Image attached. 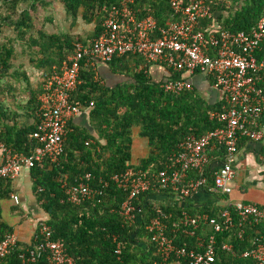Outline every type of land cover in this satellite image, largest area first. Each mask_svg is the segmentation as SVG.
Wrapping results in <instances>:
<instances>
[{
  "label": "trees",
  "instance_id": "obj_1",
  "mask_svg": "<svg viewBox=\"0 0 264 264\" xmlns=\"http://www.w3.org/2000/svg\"><path fill=\"white\" fill-rule=\"evenodd\" d=\"M58 1L72 19L73 26L81 19L87 24H95L94 32L85 37L68 31L50 33L38 27L34 12L39 3L48 5L47 0H0V28L16 32V38L0 42V82L6 80L0 85V141L26 154H32L40 146L32 134L39 121L38 97L41 92H34L25 105L13 101L25 109L24 117L36 118L34 125L22 124V115L18 110L10 111L3 107L4 101L1 98L7 101L16 99L15 91L18 87L12 81L17 82L20 77L28 81L25 73L14 71L13 60L17 52L15 41L25 40L32 51L33 64L46 67L51 74L73 53L76 42L88 45L101 35L110 10L123 0ZM231 1L232 5L228 7L222 0H209L214 17L217 12L219 14L214 22L213 19L203 20L201 27L204 29L215 24L222 30L250 33L264 15V0ZM131 6L139 18L153 16L160 27H166L173 15L168 0H133ZM49 21L52 19L49 18ZM257 55L264 57V40ZM143 62L147 64L139 54L115 57L109 62L114 72H117L116 66H121L122 72L129 79L116 85L97 80L92 67L82 64L80 82L73 94L72 103L83 107L94 104L89 115L98 136L85 128L69 127L59 163L46 161L30 169L34 192L48 215L40 221L44 220L52 228L53 239L64 243L67 254L73 257L75 264H188L187 259L175 255L164 261L158 253L157 244L147 230V225L152 218L162 214L169 226L168 235L176 246L202 250L200 245H207L214 238V264H257L252 257L244 256V253L251 251L258 239L264 238V219L248 225L243 237L239 236L240 230L237 227L217 231L215 224L224 219L226 210L230 211L234 221H237L238 215L234 203L230 202L231 194L212 190V167L207 170L208 184L203 189L211 196L226 201V205L207 203L195 207L188 202L155 205L150 200L152 195L174 193L162 189L142 193L132 200L138 210L134 224L127 223L122 215V206L129 199L130 193L114 182V175L125 173L130 168L141 169L149 175L158 173L172 163L174 153L187 136H202L222 125L211 117L213 112L221 109V103H210L196 89L185 90L180 94L167 92L163 88L164 81H154L146 65L139 69ZM133 64L136 68L131 66ZM169 70L171 75L167 79L182 78L181 72ZM211 80L214 82L213 77ZM135 129H139V136L146 139L149 153L133 165ZM86 173H92V184L101 191L100 194L82 205L68 202L63 185L73 184ZM191 175L195 177L196 173ZM106 182L108 184L105 186ZM12 192L13 180H0V239L15 233L13 226L5 221L2 208V201L9 199ZM257 204L264 208V204ZM184 213L193 217L208 215L209 219L200 224L194 235H189L177 228ZM119 242L120 252L117 251ZM35 244L34 238L30 244L21 243V246ZM20 253L21 249L17 248L0 264H23ZM33 264H48V261L43 257Z\"/></svg>",
  "mask_w": 264,
  "mask_h": 264
},
{
  "label": "built area",
  "instance_id": "obj_2",
  "mask_svg": "<svg viewBox=\"0 0 264 264\" xmlns=\"http://www.w3.org/2000/svg\"><path fill=\"white\" fill-rule=\"evenodd\" d=\"M168 1L173 15L166 27H160L153 16L139 18L131 6L133 0H123L110 10L98 38L88 45L80 41L75 43L73 53L63 61L61 67L44 79L38 97L39 121L32 134L40 146L32 154H26L0 141V180H15L24 169H31L38 163H59L64 153L68 122L78 114L89 112L94 105L83 107L72 103L83 63H109L115 57L139 54L147 63H158L176 72L202 73L213 77L224 100L221 109L211 115L222 125L202 136H187L179 144L172 163L166 169L152 175L141 169H129L113 176L114 182L130 193L121 210L126 222L130 225L136 222L138 210L132 200L142 193L169 189L185 199L205 188L208 184L206 173L213 163L211 151L214 149L222 153V158L218 159L220 166L214 169L212 190L222 194L233 192L234 165L241 140H260L264 136L261 127L264 114V57L257 55L264 40V15L250 33L222 30L215 24L203 29V20L216 21L209 0ZM163 88L167 92L180 94L193 89V84L182 76L181 79L165 80ZM193 172L196 173L195 177L191 175ZM93 180L92 173H86L73 184H64L68 202L82 205L100 194L101 191L93 186ZM13 199L20 203L18 195H14ZM234 206L237 221L226 210L224 219L215 224L217 231L237 227L239 236L243 237L248 225L264 219V208L257 203L239 201ZM163 216L152 218L147 230L152 234L164 261L175 255L187 259L188 264L216 262L214 238L207 245L201 244L202 250L178 247L168 235L169 226ZM208 219V215L193 217L184 213L177 228L194 235L200 224ZM35 240V245L23 247L15 233L8 234L0 239V261L20 248L19 257L23 264L36 263L43 257L48 264H75L73 257L67 254L64 243L53 239V230L44 220L39 223ZM117 248L120 252V242ZM244 256L252 257L257 264H264V238L258 239L256 246L245 252Z\"/></svg>",
  "mask_w": 264,
  "mask_h": 264
},
{
  "label": "crops",
  "instance_id": "obj_3",
  "mask_svg": "<svg viewBox=\"0 0 264 264\" xmlns=\"http://www.w3.org/2000/svg\"><path fill=\"white\" fill-rule=\"evenodd\" d=\"M222 1L228 7L232 5L231 0ZM218 14L219 13L217 12V15ZM225 14L229 15L227 12H225ZM217 15L215 18H217ZM66 21L70 22V25L73 23L70 17H66ZM75 27H77V29L73 31V33L78 35L80 34L85 37H88L95 30V24H87L81 19H79ZM84 30H88L89 32L84 33ZM31 52L32 51L29 52L27 58H23L24 61H21L19 65H14V71L25 73L28 77V81H26L24 77H20L19 91L18 89L15 91L16 99H11V102L3 100L4 104H2L4 108H7L10 111L18 110V112L22 115L20 120L24 125H34L37 120L34 116L31 118L27 116L24 117L23 115H26L25 109L19 107L17 103L14 104L13 101H17L21 103V105H25L30 100V97L34 92H41L44 79L50 74L46 67L33 64ZM35 59H37L36 56ZM85 64L88 67H92L96 73V79L102 83L116 85L118 82L129 80L128 77H126V75L122 72L121 66H116L115 68L117 72H114L113 67L108 63L95 61L93 63L85 62ZM145 65L150 77L156 82L165 81L171 75V71L166 66L158 63L145 64L143 62L139 69H142ZM131 66L136 68L135 64ZM182 76L185 79H188L193 84V89H196L210 103H223V93L219 88L216 87L215 83L212 82L211 76H207L202 73L190 74L188 72L182 73ZM21 91H26L27 93L22 94ZM89 112L74 116L68 122L67 133L69 131V127L71 129L77 127L88 129L94 136H98L96 130L91 125ZM261 127L264 132V114L261 119ZM134 137L135 142L133 163L137 164L143 157L148 155L149 146L146 139L139 136V129H135ZM240 144L234 165L236 173L233 181V192L231 193L230 202L235 203L239 201H253L259 204H264V136L260 140L244 139L243 143L241 145ZM142 148H146V153H143V155L139 158L137 153L136 157L135 151L138 149L141 150ZM211 155L213 162L211 167L215 169L221 164L218 162V159L222 158V153L217 149H214L211 151ZM14 195L19 196L20 203H16L14 201ZM181 198L182 197H179L174 193H156L155 195L151 196L150 200L155 205H174L178 202L181 204L188 202L190 205L195 207L203 206L207 203H219L220 205L227 204L226 201H221L220 199L211 196L204 189L195 192L188 198ZM2 208L5 221L13 226L14 232L19 237L21 243L30 244L35 238L40 219H46L48 217V215L42 209L41 203L37 199V195L34 192L30 169H24L21 175L17 179L13 180V192L9 199H4L2 201Z\"/></svg>",
  "mask_w": 264,
  "mask_h": 264
},
{
  "label": "rangeland",
  "instance_id": "obj_4",
  "mask_svg": "<svg viewBox=\"0 0 264 264\" xmlns=\"http://www.w3.org/2000/svg\"><path fill=\"white\" fill-rule=\"evenodd\" d=\"M49 2L48 5H42L41 3L38 4V9L36 12H34V17L35 21L37 23L38 27H43L46 31L53 33V32H63V31H68V32H73L77 29V27L70 25V22L66 21V17H69L66 13V10L64 6L58 1V0H47ZM49 18H52V21H49ZM69 19V18H68ZM88 30H84V33H88ZM9 38H16V32L9 29L5 28L2 30L0 28V42H5ZM26 41L24 40H16L15 45H16V56L13 63L14 65H19L21 61H24L23 58H27L29 55V52L31 51L30 47L25 43ZM32 53V52H31ZM25 56V57H24ZM6 80H2L1 83H5ZM15 85V87H18L19 91V81L14 82L12 81ZM21 93H27L26 91H21ZM3 101V99L1 98ZM11 102V100L9 101ZM7 103V102H5ZM138 153V158L143 155V153H146V148H142L141 150H136L135 154L137 157ZM134 165V163H133ZM132 169V168H130Z\"/></svg>",
  "mask_w": 264,
  "mask_h": 264
}]
</instances>
